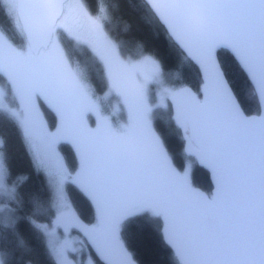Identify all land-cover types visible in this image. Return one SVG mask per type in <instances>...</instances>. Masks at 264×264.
Wrapping results in <instances>:
<instances>
[{"label": "snow or ice", "instance_id": "obj_1", "mask_svg": "<svg viewBox=\"0 0 264 264\" xmlns=\"http://www.w3.org/2000/svg\"><path fill=\"white\" fill-rule=\"evenodd\" d=\"M0 3L22 34L16 44L0 30V113L22 126L38 146L36 163L66 176L83 204L75 209L58 184L50 218L37 222L35 201L25 220L24 178L0 152V232L23 248L27 223L49 238L55 264H134L121 230L143 215L175 264H264V0H144L186 73L198 74V89L165 83L151 54L123 55L98 0ZM85 62L98 69L101 92ZM100 96L116 101L119 119ZM162 108L188 158L179 168L153 122ZM63 144L74 164L62 162ZM193 164L209 171L211 191L194 186ZM13 257L0 245V264Z\"/></svg>", "mask_w": 264, "mask_h": 264}, {"label": "trees", "instance_id": "obj_2", "mask_svg": "<svg viewBox=\"0 0 264 264\" xmlns=\"http://www.w3.org/2000/svg\"><path fill=\"white\" fill-rule=\"evenodd\" d=\"M91 2V0H90ZM99 5L106 9L104 19L105 30L111 39L118 45L125 56L136 57L142 54H151L161 64L163 77L166 83L181 81L185 86L199 88V76L194 69L185 71L184 64L170 42L163 28L148 12L144 0H98ZM0 30L8 40L20 44L22 34L16 28L14 18L5 4L0 3ZM222 60L234 61L227 51H220ZM75 58L80 59L79 56ZM86 75L92 74L93 83L98 92L103 90L99 71L91 62H85L83 68ZM104 96H100L102 100ZM251 102V101H250ZM245 111L252 112L250 103L245 104ZM49 120H54L51 113ZM47 119V118H46ZM154 125L164 136L167 147L173 159L178 162L180 156L186 158L182 140L178 132L168 125V111L158 110L153 115ZM0 152L3 153L8 167L16 175L24 178L21 189L23 203L21 213L25 220L32 217L31 205L35 201L41 203V210L36 213L37 222H46L50 218L48 204L53 201V193L48 179L36 163V157L28 143L21 126L12 120L6 113H0ZM64 160L68 165L75 163V157L68 144L61 145ZM192 181L205 191L212 190L209 173L202 167L193 164ZM66 190L73 207L83 210L82 200L74 187L66 185ZM88 219L92 218L91 210L87 212ZM25 238V247L17 248L14 237L4 231L0 232V245L10 248L14 252V264H55L53 255L45 240L44 234L32 228L27 223L22 225ZM121 239L138 264H175L174 256L164 242L160 229L148 216L133 218L121 230Z\"/></svg>", "mask_w": 264, "mask_h": 264}, {"label": "rangeland", "instance_id": "obj_3", "mask_svg": "<svg viewBox=\"0 0 264 264\" xmlns=\"http://www.w3.org/2000/svg\"><path fill=\"white\" fill-rule=\"evenodd\" d=\"M4 37H5V39H8L5 34H4ZM145 71H151V67L150 66H146L145 67ZM162 78L164 80V77H162ZM165 83H166V81H165ZM101 102H102V105L106 109V112L108 114L113 115V116H115V118L119 119V112L116 109V101L115 100H113L111 98H108V97H103L102 100H101ZM160 110L165 111V112L168 111L167 108H162ZM21 128H22V126H21ZM22 130H23V128H22ZM23 133H24V131H23ZM24 135H25V133H24ZM27 141L31 145L33 151H35L38 146L36 144H31L28 139H27ZM59 155L61 156L62 162L65 161L64 158H63V156H62V154L60 153V151H59ZM39 167L44 172V174L46 175V177L48 179L49 185H50L51 190H52V193H53V201H54V197H55V193H56L58 184L61 187H64L65 188V195L69 198L68 193H67V190H66L67 177L65 176V177L61 178V177L56 176L55 175V172H54V167L53 168H47V167H41V166H39ZM69 200H70V198H69ZM45 240H46V243H47L48 248L50 250L49 238L47 236H45ZM53 257H54V255H53Z\"/></svg>", "mask_w": 264, "mask_h": 264}, {"label": "flooded vegetation", "instance_id": "obj_4", "mask_svg": "<svg viewBox=\"0 0 264 264\" xmlns=\"http://www.w3.org/2000/svg\"><path fill=\"white\" fill-rule=\"evenodd\" d=\"M185 154V153H184ZM186 156V155H185ZM187 158V156H186ZM186 163H188V159H185L183 156H180V159H178V162L174 160V164L179 168L182 167L183 165H185ZM194 173V167L192 165V169H191V179H192V175Z\"/></svg>", "mask_w": 264, "mask_h": 264}, {"label": "water", "instance_id": "obj_5", "mask_svg": "<svg viewBox=\"0 0 264 264\" xmlns=\"http://www.w3.org/2000/svg\"><path fill=\"white\" fill-rule=\"evenodd\" d=\"M220 51H227V50H224V49H221ZM199 166V165H198ZM200 167H202V166H200ZM204 170H206L208 173H209V171L206 169V168H204V167H202ZM209 176H210V173H209ZM210 180H211V184H212V189H213V185H214V181H213V179L211 178V176H210ZM126 247V246H125ZM132 259H133V257H132ZM133 261H134V264H138L134 259H133Z\"/></svg>", "mask_w": 264, "mask_h": 264}]
</instances>
